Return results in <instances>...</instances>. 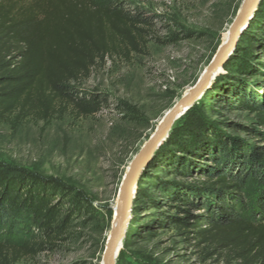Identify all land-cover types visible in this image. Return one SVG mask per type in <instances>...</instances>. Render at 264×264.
Returning a JSON list of instances; mask_svg holds the SVG:
<instances>
[{
    "label": "trees",
    "instance_id": "16d2710c",
    "mask_svg": "<svg viewBox=\"0 0 264 264\" xmlns=\"http://www.w3.org/2000/svg\"><path fill=\"white\" fill-rule=\"evenodd\" d=\"M253 18L234 53L242 39L253 40ZM152 27L149 15L124 0H0V120L14 112L49 120L68 110L77 117L100 111L104 100L77 85L97 62L145 46ZM259 47L264 50V43ZM240 53L239 72L264 75V63L256 64L248 48ZM209 93L173 127L146 167L156 159V168L167 166L177 177L159 185L164 206L174 213L157 224L240 264H264V95L240 92L226 101L255 114V125H229L245 139L208 122L198 104ZM86 207L87 199L59 179L0 161V264L55 249Z\"/></svg>",
    "mask_w": 264,
    "mask_h": 264
},
{
    "label": "rangeland",
    "instance_id": "374dc122",
    "mask_svg": "<svg viewBox=\"0 0 264 264\" xmlns=\"http://www.w3.org/2000/svg\"><path fill=\"white\" fill-rule=\"evenodd\" d=\"M243 1L124 0L149 15L153 27L145 46L128 56L117 54L97 62L90 76L77 85L104 100L100 111L77 117L68 110L49 120L14 112L0 120V161L57 178L88 202L55 249L12 264H104L105 247L119 219L120 188L131 162L165 112L189 91L221 42H226ZM263 10L262 3L248 28L253 40L240 41L239 50L212 79L209 96L198 104L209 123L245 139V132L233 133L229 125H255V114L232 108L226 101L240 92L264 95V75L237 69L241 48L253 53L256 64L264 63V50L259 47L264 43ZM188 110L173 127L183 122ZM140 178L116 264H240L225 252L167 228V223L164 229L157 224L158 218L174 213L164 206L159 186L177 179L167 166L156 168L155 159Z\"/></svg>",
    "mask_w": 264,
    "mask_h": 264
},
{
    "label": "water",
    "instance_id": "95a60500",
    "mask_svg": "<svg viewBox=\"0 0 264 264\" xmlns=\"http://www.w3.org/2000/svg\"><path fill=\"white\" fill-rule=\"evenodd\" d=\"M261 0H244L230 25L229 38L218 46L209 64L201 73L197 81L165 112L155 131L144 143L138 154L130 164L129 171L125 176L120 189V201L118 205L119 223L114 229L104 251V264H116V253L119 245L123 246V239L131 219L133 206V193L143 171L148 166L159 147L167 139L173 129L176 119L183 115L203 97L211 85L222 65L232 55L243 31L253 18Z\"/></svg>",
    "mask_w": 264,
    "mask_h": 264
},
{
    "label": "bare ground",
    "instance_id": "6f19581e",
    "mask_svg": "<svg viewBox=\"0 0 264 264\" xmlns=\"http://www.w3.org/2000/svg\"><path fill=\"white\" fill-rule=\"evenodd\" d=\"M230 32V31H229ZM228 38H229V36H228ZM228 40V39H227ZM226 40V41H227ZM215 78V77H214ZM213 79V78H212ZM191 87V86H190ZM189 90H190V88H189ZM188 92V91H187ZM187 92H185V93H187ZM161 121V120H160ZM130 168V167H129ZM129 171V170H128ZM128 173V172H127ZM127 175V174H126ZM125 175V176H126ZM125 179V178H124ZM124 182V181H123ZM123 184V183H122ZM121 189V188H120ZM134 194V193H133ZM119 198H120V195H119ZM120 201V200H119ZM118 218H119V216H118ZM130 222V221H129ZM118 223H119V219H118V221H117V223H116V225L114 226V228H113V231H114V229L117 227V225H118ZM113 231H112V233H113ZM112 235V234H111ZM103 260H104V257H103Z\"/></svg>",
    "mask_w": 264,
    "mask_h": 264
}]
</instances>
